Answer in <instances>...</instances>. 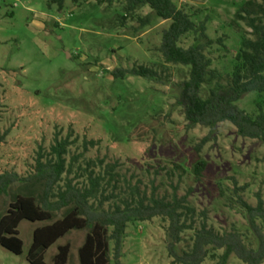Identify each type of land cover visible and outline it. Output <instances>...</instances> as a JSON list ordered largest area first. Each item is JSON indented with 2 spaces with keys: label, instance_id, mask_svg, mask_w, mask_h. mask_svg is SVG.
I'll list each match as a JSON object with an SVG mask.
<instances>
[{
  "label": "rangeland",
  "instance_id": "rangeland-1",
  "mask_svg": "<svg viewBox=\"0 0 264 264\" xmlns=\"http://www.w3.org/2000/svg\"><path fill=\"white\" fill-rule=\"evenodd\" d=\"M248 1L264 4V0L178 1L196 24L207 22L213 42L205 54L217 80L204 86L205 98L216 81L230 82L242 41L253 39L252 29L237 18ZM149 14L151 9L142 7L127 15L120 0H66L62 10L50 0H0V175L17 176L7 192L0 193V215L17 195L34 197L40 204L43 184L28 180L38 162L53 159L51 147L67 140L66 159L73 172L53 187L54 194L68 180L78 188L88 186L87 175L93 171L103 177V195L110 197L106 210L138 192L141 197L155 193L167 200L187 196L196 211L195 228L205 213L216 233L237 232L245 246L257 249L255 233L238 201L242 197L256 206L258 195L264 201V144L242 138L229 122L188 125L177 104L176 86L188 80L190 68L164 61L160 46L170 21L154 18L147 27L140 25ZM194 43L189 34L180 45ZM139 66L157 71L160 82L128 74ZM117 71L127 74L115 78ZM237 104L253 117L264 114V94H249ZM199 163L204 164L200 178ZM113 165L114 174L107 175V167ZM111 175L115 178L110 182ZM91 201L98 207V200ZM68 210L55 213L54 220ZM257 223L264 233V222ZM43 224L22 221L18 230L23 255L0 246V264H29L33 231ZM168 225L161 217L131 222L121 263L172 264ZM87 233L75 230L57 241L46 252L45 263L52 264L59 246L69 245L68 264H80L79 249ZM182 235L177 253L191 248L195 233L188 230ZM113 247L110 242V264ZM217 261L208 257L203 264ZM228 264L244 263L233 256Z\"/></svg>",
  "mask_w": 264,
  "mask_h": 264
},
{
  "label": "trees",
  "instance_id": "trees-1",
  "mask_svg": "<svg viewBox=\"0 0 264 264\" xmlns=\"http://www.w3.org/2000/svg\"><path fill=\"white\" fill-rule=\"evenodd\" d=\"M79 2L80 0H73ZM112 3L113 0H107ZM124 3V11L132 15L142 7H149L152 14L140 20V25L148 26L154 18L170 21L163 31L160 53L167 64L189 67V78L177 87V104L185 114L191 128L196 126L215 127L217 124L229 122L242 138L260 140L264 144V114L251 116L237 104L252 93L264 94V4L254 1L246 2L239 10L237 18L246 22L252 29L253 39L242 41L237 55L230 82L222 84L216 81L208 97H203V88L209 82L217 80L216 72L211 70V60L205 49L213 42L207 35V22L196 24L190 12L178 6L179 0H120ZM66 0H50L59 10L64 8ZM193 34L195 43L187 48L180 45L181 40ZM160 82L157 71L144 66L129 70L128 74ZM127 71H117L115 78L124 77ZM70 143L59 141L51 147V156L47 163H37L35 172L28 181L43 184L40 204L31 196L17 195L8 204L6 211L0 215V246L15 256L23 255V240L19 235L22 221L44 223L33 231L32 244L27 254L29 264H46V252L60 239L75 230H88L85 241L79 249L80 264H110V242H113L114 264H122L123 243L128 225L133 221H151L161 217L168 221L167 243L172 264H203L208 257H216L217 264H228L231 257H236L244 264L264 263V233L257 221L264 222V201L258 195L256 206L248 204L239 197L238 204L244 210L249 226L257 239V249L248 248L237 232L216 233L208 226L207 217L198 228L194 220L196 211L189 206L188 197L178 198L176 195L167 200L152 193L141 197L140 192L104 208L111 201L102 192L101 175L89 171L88 186L78 188L71 180L65 188L53 193V187L63 176L72 174L73 164L67 163L66 156ZM91 165H89L90 167ZM108 172L114 174L115 167L108 166ZM203 163L196 168L197 177H201ZM87 172V171H84ZM17 176L0 175V193H6ZM65 178V179H66ZM115 176L111 175L110 182ZM57 199L52 201V199ZM101 198V199H99ZM91 200L99 201L98 207ZM69 209L60 219L54 220V214ZM110 228L112 229L109 232ZM194 230L191 248L177 253L176 246L183 241V233ZM222 251L221 255L216 252ZM69 245L59 246L52 258V264H68Z\"/></svg>",
  "mask_w": 264,
  "mask_h": 264
}]
</instances>
